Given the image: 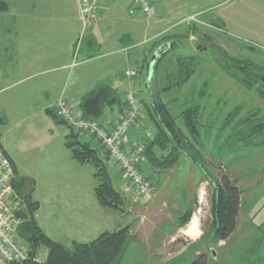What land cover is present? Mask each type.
Here are the masks:
<instances>
[{
	"label": "rangeland",
	"instance_id": "rangeland-1",
	"mask_svg": "<svg viewBox=\"0 0 264 264\" xmlns=\"http://www.w3.org/2000/svg\"><path fill=\"white\" fill-rule=\"evenodd\" d=\"M1 1L7 7L3 10L6 13L0 14V27L11 28L19 26L21 22L29 25L33 22V25L40 27L55 28L57 32L62 30L63 34L74 41L78 37L80 26L74 0H37L41 3L40 8L31 7L35 3L33 0ZM121 2V15L136 16L137 11L129 9L125 0ZM156 3L159 4V0ZM163 3L168 8L166 20L152 27V33L162 26L170 25L173 26L172 31L142 44H137L135 40L126 52L121 49L119 53L106 55L100 51L94 61L87 64L80 62L83 63L81 71L84 75L100 69L101 78H114L125 70L133 72L132 76L128 75L131 76L128 78L130 82L122 90L135 93L142 105L146 103V107L143 105V111L139 113L141 124L136 133L137 140L132 141L135 143L150 139L156 132L150 116L153 95L162 99L174 116L180 113L185 102H198L201 106L199 152L205 159L206 169L184 154H180L177 163L171 167H157L145 161L144 169L153 183V190L148 199L135 200L131 185L123 181L116 171L118 165L109 158L106 160L109 174L113 185L122 195V203L119 209L102 206L105 211L101 226L83 240L90 241L105 229L128 225L130 238L120 264H189L199 253L206 255L207 264H264V237L257 239L256 235L257 231L261 236V229H264V145L247 146L231 136L233 125L238 119L255 111L258 117L264 116V99L224 73L215 59L224 57L222 55L225 53L246 57L264 70V0H164ZM22 9L26 10L24 12H38L39 18H32V14L29 17H18L17 13ZM191 14L195 16L188 19ZM211 17L221 19L217 21L219 26L213 20H208ZM136 18L141 19L138 16ZM195 26L200 27V33L193 30ZM163 40L179 41L181 45L172 49L168 55L173 58L177 55H195L198 57V68L182 87L160 94L158 83L162 76V63L157 72L155 70L152 73L147 63L157 45L165 44ZM60 43L63 48L67 45L65 39ZM197 46L202 50H197ZM56 50L59 53L58 47ZM77 60L81 61V57ZM148 74L151 78L149 82ZM204 82L207 88L200 98L198 90ZM21 88L12 89L7 95L11 110L4 111L5 122H0V142L20 168L19 174L24 175L25 189L22 191L35 188L32 198L40 199L42 212L47 214L50 207L57 205L61 207V217L65 219L79 205L82 189L91 191V182L96 183V180L86 175L87 165L81 166L69 158L63 137V132L68 131L66 126L47 112H41L35 99L21 96ZM116 108L112 110L114 113ZM234 109H237L238 114L226 125L224 119ZM9 112L10 117L7 116ZM177 125L185 132L181 118H177ZM134 131L131 129L127 138ZM90 144L101 154L97 143L90 140ZM223 173L243 189L254 180L255 186L262 183L261 195L252 210L250 228L242 220L238 232L226 242L211 244L204 238V234L208 232L211 222L214 183ZM81 178L86 182L82 189L78 188L79 184L74 185V181ZM67 201H71V206ZM187 210L192 211V216L188 222L179 226L177 219ZM195 217L198 236L191 237L184 231ZM34 221L38 225L36 218ZM39 225L45 233L64 243H69L73 235L75 237L77 234L66 224L65 227L54 225L50 220ZM21 232V242L27 244L26 238L31 230L24 226ZM46 251V247L40 245L34 255L35 259L44 260Z\"/></svg>",
	"mask_w": 264,
	"mask_h": 264
},
{
	"label": "trees",
	"instance_id": "trees-1",
	"mask_svg": "<svg viewBox=\"0 0 264 264\" xmlns=\"http://www.w3.org/2000/svg\"><path fill=\"white\" fill-rule=\"evenodd\" d=\"M6 7V3L0 0V10L3 11ZM214 23L219 26L217 22ZM199 28L195 26L193 30L200 33ZM166 41L163 40L165 44L157 45L158 52L153 51L150 61L147 63L151 73L155 70L157 72L158 66L162 63L163 68L160 72L162 76L158 83L160 94L182 87L198 68V57L195 55H177L174 58L169 56L168 53L181 44L179 41ZM222 56L225 58L215 57L219 68L237 83L264 99L263 67L254 64L251 59L246 57L226 55V53ZM147 77L148 81H146L149 82L151 79L149 74ZM202 85V88L198 90L200 98L203 97L207 88L206 82ZM186 104L187 102L180 113L174 116L167 104L153 95L150 116L155 123L156 132L150 139L143 141L144 157L149 164L157 167H171L177 163L180 154H184L195 164L206 169L205 159L199 152L201 106L198 102L192 101ZM143 105L146 107L145 102ZM122 106L123 101L117 90L106 83L97 84L80 101L83 118L100 119L104 115L105 108L118 107L121 110ZM46 112L57 122L68 127L69 131L65 135L64 145L71 158L80 164H87L91 167L92 175L96 180L94 186L96 201L101 206L119 209L122 195L115 188L110 177L106 161L109 159L107 152L102 148L103 153L99 154V151L93 148L89 142L80 140L81 133L74 131L71 126L59 119L55 111L48 108ZM237 114V109L230 111L224 119L225 124L228 125L232 122ZM177 118L182 119L185 132L177 125ZM0 122H5V117L0 115ZM232 130L231 136L244 145H264V116L258 117L256 111L238 119ZM17 178L15 179V188L24 202L21 212L23 223L20 226L19 235L22 236V227L27 226L31 230L26 238L30 254L32 256L37 254L40 245L46 247L47 253L46 258L42 261L27 259L13 264H120L130 238L128 225L115 230H105L90 241H74L71 246H67L48 236L36 225L33 214L38 208V202L33 200L31 190L22 191L24 177H19L21 180H17ZM240 194V187L227 174L223 173L215 180L211 195V222L208 232L204 234V238L211 244L226 240L234 231L240 208ZM191 216V210L185 211L178 217V225L181 226L188 222ZM189 264H207L206 255L204 253L197 254Z\"/></svg>",
	"mask_w": 264,
	"mask_h": 264
},
{
	"label": "crops",
	"instance_id": "crops-1",
	"mask_svg": "<svg viewBox=\"0 0 264 264\" xmlns=\"http://www.w3.org/2000/svg\"><path fill=\"white\" fill-rule=\"evenodd\" d=\"M33 1L35 3H33V6L31 7L40 8L39 5H41V3L39 1L37 2V0ZM125 1L126 6L131 9L129 0ZM153 1L157 5L158 12L156 17L149 18L140 14L139 12L137 13L138 15L135 14L136 16L134 17L121 15L123 10L121 0H104L101 5L99 18L92 25V27L86 31L80 43H78V38L81 25L78 18L77 0H74V5L76 17L80 27L79 32L77 33L78 37H76L77 39L75 41L73 38H69V36H67L65 33L63 34L62 30L57 32L55 28L40 27L33 25V22L30 25L28 23L21 22L19 26L11 28L0 27V115L6 117V114L4 115V111L11 110L8 105L9 97L7 95L12 89L18 87H22L21 96L26 99H35L38 106H40L39 110L41 112H46L48 108L55 111L57 101L60 99L69 101L77 108V110L80 111L81 98L99 83H106L115 88L120 97L121 94H123L122 92H129L122 90L124 89L125 85L130 82L128 78H131L132 76H128L126 74L127 70L122 71V73L118 74L117 76L115 75L114 78H101L102 75L100 69L92 72L91 74L83 75V72L81 71L83 69L82 66L83 63L87 64L91 61H94V58L100 54V51L104 52L103 54L106 55L119 53L121 49L126 52L129 49L128 47L132 46L135 40L138 41L137 44H142L145 41H150V39L156 38L161 34L172 31L173 26L170 25L167 27L162 26L160 29L152 33V27H155L166 20L165 14L168 10L166 5L163 3L164 0H159V4L156 3V0ZM24 11L26 10L22 9L19 11L17 16L24 18L29 17V15L32 14V18H39L38 12L34 13L33 11ZM2 13H6V11H2L0 14ZM137 16L141 17V19L138 18L140 19L138 20L136 18ZM191 16L195 15L191 14L188 19H190ZM144 18L147 21H145ZM208 20L217 22L221 19H219V17H211ZM114 26L115 29H113ZM117 28H120V30ZM177 31L178 30H176V32ZM62 39L67 41V45H64V48L60 43ZM57 47L60 49L59 53L56 50ZM155 51L158 52V49L155 48L154 52ZM79 56L81 57V61L77 60ZM143 59H146L145 55ZM80 62L83 63L80 64ZM133 85L134 83H132V86ZM116 109V113H114V111H112L113 108H105L104 115L100 119H102V121L108 125H113L119 119L121 113V110L118 107ZM7 116L10 117L11 112H9ZM66 128L68 129L67 126ZM138 129L129 135V142L137 140L138 137L136 133L138 132ZM68 131L63 132L64 138ZM79 138L80 140L87 141L89 143L90 140H93L95 143H97L101 153H103L99 142L94 138V136L88 133H81ZM0 146L9 156L15 170L16 178L24 177V175L19 174L21 173L20 168L5 150L1 142ZM69 158L72 159L70 153ZM78 164L81 166L87 165L80 163ZM116 171L123 178V181H126L124 175L118 168H116ZM86 175H88L91 179L94 178L92 175V169L89 165H87ZM254 182L255 180L250 182V185L248 187H244V189L239 185L241 194L240 208L236 219V227L226 240L219 242H226L234 233L238 232V228L241 225L242 220H244L242 223H244V225H246L248 228L252 226V210L254 209V206L256 207V202L258 198H260V186H262V183H258L259 186H255ZM76 183L79 184L78 188L81 189L82 187H85L86 184L82 178L75 180L74 185ZM94 186L95 183L91 182V187L89 189L91 191H86V188L82 189V196L78 201L79 205L76 207V209L73 208V210H71L73 211L72 214L68 215L70 216V219H67L68 216L65 219L61 217L63 216V212L61 207H57V205L50 207L48 213L45 214L42 212L43 206L40 203V199H36L38 202V208L36 209L37 212L35 213L34 218L37 219L38 225H42L46 220H50L52 223H54V225H61L64 227L66 224L71 228V230L77 233L76 236L74 237L73 235L72 239L69 240V243L67 241L64 243L59 240H55L67 246H71L72 242L74 241H84L83 238H88V234L94 231L98 226H101L100 224L104 220L103 211L105 210L95 199ZM34 190L35 188L31 190L32 196H34ZM67 204L71 206V201H67ZM39 227L41 228L40 225ZM118 228L120 227H116L115 229ZM261 230V236L256 231V235H258L257 239L264 237V229ZM246 236L247 235H245V237Z\"/></svg>",
	"mask_w": 264,
	"mask_h": 264
},
{
	"label": "built area",
	"instance_id": "built-area-1",
	"mask_svg": "<svg viewBox=\"0 0 264 264\" xmlns=\"http://www.w3.org/2000/svg\"><path fill=\"white\" fill-rule=\"evenodd\" d=\"M104 0H77L81 29L78 43L86 31L97 21ZM131 9L154 18L157 5L153 0H129ZM127 75L133 72L127 71ZM123 106L119 119L108 125L102 119L83 118L65 99L58 100L55 113L74 131L88 133L99 142L108 157L118 165L131 185L135 200L149 198L153 183L144 169L145 146L143 142H129L128 134L141 124L142 104L133 92L121 95ZM143 111V110H142ZM24 202L15 188V170L9 156L0 146V264H13L35 259L26 244L21 242L19 229L23 223L21 212Z\"/></svg>",
	"mask_w": 264,
	"mask_h": 264
},
{
	"label": "bare ground",
	"instance_id": "bare-ground-1",
	"mask_svg": "<svg viewBox=\"0 0 264 264\" xmlns=\"http://www.w3.org/2000/svg\"><path fill=\"white\" fill-rule=\"evenodd\" d=\"M184 232L185 234L191 237L198 236V225H197L196 217L190 221Z\"/></svg>",
	"mask_w": 264,
	"mask_h": 264
},
{
	"label": "water",
	"instance_id": "water-1",
	"mask_svg": "<svg viewBox=\"0 0 264 264\" xmlns=\"http://www.w3.org/2000/svg\"><path fill=\"white\" fill-rule=\"evenodd\" d=\"M197 50L201 51L202 49H201V47H200V46H197Z\"/></svg>",
	"mask_w": 264,
	"mask_h": 264
}]
</instances>
